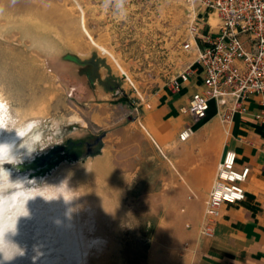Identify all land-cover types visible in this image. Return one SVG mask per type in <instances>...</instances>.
Masks as SVG:
<instances>
[{"label":"rangeland","instance_id":"obj_1","mask_svg":"<svg viewBox=\"0 0 264 264\" xmlns=\"http://www.w3.org/2000/svg\"><path fill=\"white\" fill-rule=\"evenodd\" d=\"M188 23L186 0H0V98L10 111L3 136L14 160L3 165L9 179L0 175V189L16 181L27 184L18 189L23 195L67 180L93 215L97 248L88 264L180 263L188 228L177 197L166 186V203L138 201L144 169L131 154L135 143L121 162L129 173L116 176L113 149L99 155L109 131L99 104L127 99L139 108L136 116L148 97L168 91L195 59L182 47ZM91 58L102 66L99 80L119 83L120 95L99 94L100 81L92 86L93 76L79 74L77 62ZM33 121L39 125L32 135ZM137 129L146 156L151 140L138 122ZM96 139L100 145L88 153ZM8 191L13 201L3 210L19 203Z\"/></svg>","mask_w":264,"mask_h":264},{"label":"crops","instance_id":"obj_2","mask_svg":"<svg viewBox=\"0 0 264 264\" xmlns=\"http://www.w3.org/2000/svg\"><path fill=\"white\" fill-rule=\"evenodd\" d=\"M205 18V30L212 31L218 26L215 14L208 13ZM214 21H217L215 25ZM213 33L218 32L214 30ZM202 90L203 79L198 74L180 93H172L168 88V91L161 90L148 97L141 114L136 116L132 101L127 99L99 104L104 109L100 112L106 113V116L100 113L101 122L109 126L108 140L103 142L99 155L104 154L106 147L113 149L115 154L111 159L117 163L116 176L123 177L129 173V168L121 162L135 143L138 150L131 154L143 162L141 168L144 169L138 201L151 207L155 202L166 203L170 195V191H165L166 186L172 188L173 197L179 201L180 216L186 227L190 226L184 233L186 239L180 247L179 264H264V139L263 127L254 118L264 109V95L253 97L248 105L249 112L237 115L230 132L226 133L215 109L200 123L181 114L180 108L187 106L191 97ZM98 93L120 95L119 91L106 88ZM137 122L142 129L145 127L147 133L143 131L151 140L146 156L142 154ZM187 125H193L196 133L190 141L182 143L178 140L179 134ZM227 150L237 154L238 170L250 169V177L244 184L246 198L240 203L224 205L214 237L203 238L199 229L206 201ZM139 171L141 169L136 168L132 177L137 178ZM192 194L194 197L190 199Z\"/></svg>","mask_w":264,"mask_h":264},{"label":"built area","instance_id":"obj_3","mask_svg":"<svg viewBox=\"0 0 264 264\" xmlns=\"http://www.w3.org/2000/svg\"><path fill=\"white\" fill-rule=\"evenodd\" d=\"M186 4L189 23L182 47L194 55L195 61L173 77L168 88L172 93H180L193 76L201 74L203 90L196 92L180 112L194 123H200L214 107L229 133L235 117L249 112L250 100L264 95V0H186ZM208 13L218 18L216 35L213 29L205 30ZM134 111L138 113L139 108ZM254 118L263 127L264 139V109ZM195 133L194 126L187 125L178 140L186 143ZM249 177L250 169L238 170L237 154L227 150L206 201L199 229L201 237H214L224 205L245 200L244 184ZM193 197L192 194L189 198Z\"/></svg>","mask_w":264,"mask_h":264},{"label":"bare ground","instance_id":"obj_4","mask_svg":"<svg viewBox=\"0 0 264 264\" xmlns=\"http://www.w3.org/2000/svg\"><path fill=\"white\" fill-rule=\"evenodd\" d=\"M9 117V108L0 98V154L9 155L12 149L10 142L3 136ZM38 125L39 121L31 122L27 133L33 135V130ZM66 181L44 183L45 186L39 189L30 187L23 195L18 190L21 187H17L16 181H10L6 189H0V225H7L15 230L0 233V248L12 250L9 246L14 244L24 253L3 261V264H88L93 250L97 248L93 215L88 209L82 210L80 195ZM11 189L12 196L24 197L25 201L29 199L26 203L29 215L17 219L16 229L15 217L19 211L20 199L12 209L8 207L3 210L5 202L13 201L5 192Z\"/></svg>","mask_w":264,"mask_h":264},{"label":"clouds","instance_id":"obj_5","mask_svg":"<svg viewBox=\"0 0 264 264\" xmlns=\"http://www.w3.org/2000/svg\"><path fill=\"white\" fill-rule=\"evenodd\" d=\"M5 163L14 164V160L11 156H9L6 153L0 154V175H6L9 179V173L3 167V165ZM12 184L15 185V183H12ZM17 187H24V185H19ZM27 201H25L24 197H20V204L18 206L19 211H18L17 216L15 217V229H16L17 219L19 217H22V216L27 217L29 215V212H28L27 207H26ZM9 223H12V222H9ZM9 231L14 232L15 230H13V228H11V227H8L7 225H0V233L9 232ZM9 247L12 250H9L7 248H0V253H2V260H0V264H3V261H8V260L13 259L16 255H23L24 254L23 250L14 244H10Z\"/></svg>","mask_w":264,"mask_h":264},{"label":"flooded vegetation","instance_id":"obj_6","mask_svg":"<svg viewBox=\"0 0 264 264\" xmlns=\"http://www.w3.org/2000/svg\"><path fill=\"white\" fill-rule=\"evenodd\" d=\"M79 63V64H78ZM78 64V72L80 75H91L93 76L94 78H92V84L94 83V81H100L102 87L105 89H112V90H115V91H119L120 93H122V88L121 86H119V83L115 82L116 84L115 85H110V83H106L102 80H99L100 77L98 76L99 74H97L102 66L99 64V62L96 60V59H93L91 58L90 60L88 61H82V62H77ZM83 70H86V73H83ZM114 84V83H113ZM101 141L99 139H96L93 141V143H88L86 144V148H87V151L88 153H92L94 151V149L96 147H98V145H100Z\"/></svg>","mask_w":264,"mask_h":264},{"label":"trees","instance_id":"obj_7","mask_svg":"<svg viewBox=\"0 0 264 264\" xmlns=\"http://www.w3.org/2000/svg\"><path fill=\"white\" fill-rule=\"evenodd\" d=\"M45 161L47 160V158L46 159H44ZM45 161H43V162H45ZM42 162V161H41ZM43 164V163H42Z\"/></svg>","mask_w":264,"mask_h":264},{"label":"water","instance_id":"obj_8","mask_svg":"<svg viewBox=\"0 0 264 264\" xmlns=\"http://www.w3.org/2000/svg\"><path fill=\"white\" fill-rule=\"evenodd\" d=\"M51 170V166H49V171Z\"/></svg>","mask_w":264,"mask_h":264}]
</instances>
